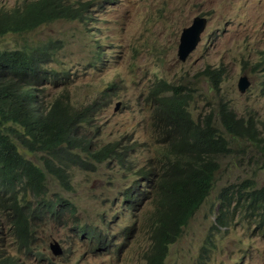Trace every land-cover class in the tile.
Masks as SVG:
<instances>
[{"label": "rangeland", "instance_id": "1", "mask_svg": "<svg viewBox=\"0 0 264 264\" xmlns=\"http://www.w3.org/2000/svg\"><path fill=\"white\" fill-rule=\"evenodd\" d=\"M23 1L0 0V7ZM80 1L90 3L94 21L54 20L27 34L0 37V48L60 40L61 48L46 67L49 72L68 75L65 84L53 85L50 93L57 96L68 90L77 106L100 99L107 85L115 84L116 89L100 102L92 122L101 127L92 134L100 145L115 141L128 147L132 172L139 173L150 164L153 149L161 146L146 101L147 92L160 79L189 88L196 115L217 113L220 103L228 102L239 117H252L264 132V83L258 69L264 60V0ZM197 15L208 18L207 29L197 48L181 61L177 55L181 32ZM97 48H102L103 59L93 65ZM209 67L224 69L217 92L201 74ZM243 75L251 81L245 93L238 87ZM216 124L220 125L218 117ZM45 155L26 154L41 167ZM230 155L221 159L214 189L170 247L166 264H264V236L250 220L237 214L229 228H212L224 187L246 179L264 184V168L260 167L264 150L242 142L233 145ZM69 168L70 188L49 175L48 198L63 196L76 210L66 212L61 220L35 221L32 246L40 248L44 257L18 251L5 232L11 245L5 240L0 253L5 251L20 262L23 259L24 264H143L152 242L148 216L154 206L142 202L135 211L124 207L123 194L136 176L117 158L95 162L85 170L74 164ZM85 226L88 230L82 234L80 229ZM95 232H101V238ZM53 240L60 242L61 255L51 251Z\"/></svg>", "mask_w": 264, "mask_h": 264}, {"label": "trees", "instance_id": "2", "mask_svg": "<svg viewBox=\"0 0 264 264\" xmlns=\"http://www.w3.org/2000/svg\"><path fill=\"white\" fill-rule=\"evenodd\" d=\"M89 5L80 0H24L13 7L2 6L0 37L27 34L60 19L89 23L94 21ZM61 44L60 40H50L37 46L28 43L0 48V244L7 240L5 232L18 251L25 249L28 256L44 257L40 248L32 246L35 221L46 217L61 220L66 212L76 210L63 196L48 198L49 175L70 188L71 164L85 170L95 162L117 158L136 176L123 194L124 207L135 211L142 202L154 206L148 216L152 242L143 264H166L170 247L214 189L221 159L233 152L234 144L242 142L264 150V132L252 117H239L228 102H221L217 113L196 115L189 88L160 79L147 92L146 101L161 146L153 149L151 163L134 173L128 147L115 141L100 145L93 137L101 126L92 121L100 102L116 89L115 84L107 85L100 99L80 106L73 103L68 90L57 96L50 93L53 85L62 87L68 75L49 72L46 67ZM102 59V48H97L93 65ZM258 69L264 83V60ZM201 74L216 92L220 90L222 67H209ZM32 153L46 154L44 167L27 158L26 154ZM237 214L254 223L264 236V184L246 179L224 187L212 228H229ZM80 230L85 234L88 227ZM94 234L101 238V232ZM6 243L11 245L8 240ZM0 264L24 261L4 251Z\"/></svg>", "mask_w": 264, "mask_h": 264}, {"label": "water", "instance_id": "3", "mask_svg": "<svg viewBox=\"0 0 264 264\" xmlns=\"http://www.w3.org/2000/svg\"><path fill=\"white\" fill-rule=\"evenodd\" d=\"M207 25V17L197 15L193 18V21L189 26L183 28L180 35V42L177 52L178 58L181 61H186L190 54L197 48L201 40V36L207 28ZM250 85L251 81L247 75L240 77L238 87L242 93H245ZM120 104V102L117 103L116 110L119 108ZM49 246L55 256L61 255L63 253V249L59 241L53 240L50 242Z\"/></svg>", "mask_w": 264, "mask_h": 264}, {"label": "clouds", "instance_id": "4", "mask_svg": "<svg viewBox=\"0 0 264 264\" xmlns=\"http://www.w3.org/2000/svg\"><path fill=\"white\" fill-rule=\"evenodd\" d=\"M202 16H203V15H202ZM205 17H206V16H205ZM207 19H208V18H207ZM207 26H208V25H207ZM206 29H207V28H206ZM205 31H206V30H205ZM203 34H204V33H203ZM203 34H202V35H203ZM201 39H202V36H201ZM200 41H201V40H200ZM179 42H180V40H179ZM199 43H200V42H199ZM198 45H199V44H198ZM178 46H179V45H178Z\"/></svg>", "mask_w": 264, "mask_h": 264}]
</instances>
